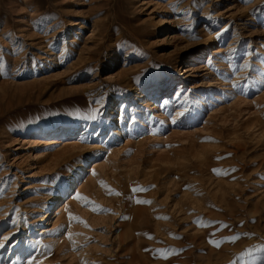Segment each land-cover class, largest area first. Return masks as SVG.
<instances>
[{
  "label": "rangeland",
  "instance_id": "rangeland-1",
  "mask_svg": "<svg viewBox=\"0 0 264 264\" xmlns=\"http://www.w3.org/2000/svg\"><path fill=\"white\" fill-rule=\"evenodd\" d=\"M262 249L264 0H0V264Z\"/></svg>",
  "mask_w": 264,
  "mask_h": 264
},
{
  "label": "bare ground",
  "instance_id": "bare-ground-1",
  "mask_svg": "<svg viewBox=\"0 0 264 264\" xmlns=\"http://www.w3.org/2000/svg\"><path fill=\"white\" fill-rule=\"evenodd\" d=\"M178 90H181L180 89V87H178ZM121 105H124L123 103H121ZM89 130H90V127H87V126H85L84 128H82V129H76V127L75 126H70V127H66V128H64V127H62V128H59V129H56V130H54V131H52L53 132V135H56V136H61V135H64V137L65 136H71L72 134H74V133H77V135L79 136V138H81V140H82V138L84 137V136H86V134L89 132ZM52 132H50V133H52ZM48 133V132H47ZM96 162L94 163V167L92 168V170L90 171V172H93L94 170H95V168H96ZM99 165V164H98ZM63 206V207H62ZM62 206H60V207H62L61 209H59L60 211L59 212H63L64 211V209H65V207H64V205H62ZM130 208V207H129ZM129 212H132V211H129ZM133 213V212H132ZM132 213H131V215H132ZM131 219V218H130ZM129 224V223H128ZM127 224V225H128ZM133 228V227H132ZM130 229V228H129ZM135 229V228H134ZM44 230V228H42L41 229V231H43ZM130 231H131V229H130ZM132 233V232H131ZM126 234V233H125ZM35 245L34 244H29V245H27L26 246V248H25V250H24V252L25 253H30L31 251H36V248L34 247ZM31 257V256H30ZM30 257L28 258V259H30ZM20 259V257H18V259L17 260H19ZM30 260H28V262H29Z\"/></svg>",
  "mask_w": 264,
  "mask_h": 264
},
{
  "label": "snow or ice",
  "instance_id": "snow-or-ice-1",
  "mask_svg": "<svg viewBox=\"0 0 264 264\" xmlns=\"http://www.w3.org/2000/svg\"><path fill=\"white\" fill-rule=\"evenodd\" d=\"M76 198L77 199H81V197L79 196V194H76ZM262 251H264V249H262Z\"/></svg>",
  "mask_w": 264,
  "mask_h": 264
}]
</instances>
